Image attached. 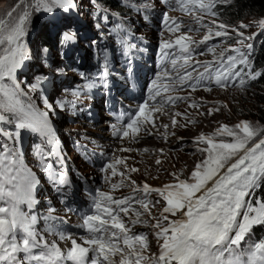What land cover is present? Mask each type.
Returning <instances> with one entry per match:
<instances>
[{
	"label": "snow or ice",
	"instance_id": "obj_1",
	"mask_svg": "<svg viewBox=\"0 0 264 264\" xmlns=\"http://www.w3.org/2000/svg\"><path fill=\"white\" fill-rule=\"evenodd\" d=\"M164 2L168 3V0ZM175 4L189 15L196 10L217 15L212 10L216 0H175ZM125 6L140 10L130 0ZM76 7L75 0H16L0 14V264H264V237L253 239L254 228L264 226V198L247 199L264 182V126L247 120L234 126L221 125L211 135L196 137L198 145H206L198 151L207 155L196 163L188 179L174 173L175 182L160 188L147 183L137 187L136 182L131 181V193L119 198L100 191L94 198L91 212L82 217L80 225L87 233L80 239L87 246L67 237L71 239L72 247L65 252L36 230L38 217L31 214V210L38 204L40 181L36 172L25 164L20 147L23 135L38 134L52 146L47 156L41 152L40 163L58 191L68 185L69 180L66 172L47 162L48 157L58 156L55 149L59 143L50 120V113L55 109L43 88L47 76L34 74L31 82L21 79L23 69L32 59L27 37L34 14H45L55 22L61 16L67 17ZM194 19L199 24L202 17L197 15ZM163 20L169 32L181 33L183 21L167 13ZM258 26L264 29V19ZM217 28L220 30L214 33L209 28L198 42L184 32L175 35L174 42L165 41L161 45L162 49L178 46L179 55L170 59L175 77L166 70L164 76L169 77L168 83L161 82L160 77L152 81L147 99L138 105L128 121L122 127L112 126L115 135L135 139L141 131H148L146 125L155 127L154 113L160 112L165 105L185 99L166 95L175 92L177 86L182 88L188 84L195 90L207 79L226 89L239 78L238 86L243 89L247 80L241 75L243 69L237 70L238 65L249 69L245 73L248 80L264 75L251 70V62L240 48L228 50L236 55L220 52L214 62L193 61L191 45L206 43L213 35H228L226 25L219 24ZM115 29L126 31L122 24H117ZM187 31L193 29L189 27ZM238 35L241 45H244V39H250L242 32ZM73 38L74 33L65 31L60 43L66 44ZM126 42V37L121 38L120 43ZM245 47L251 49L252 46ZM47 51V48L41 49V53ZM207 51L215 53L214 48ZM164 56L168 57L169 53L164 52ZM178 61L182 63L178 64ZM102 76H107V62ZM93 87V83L84 85L87 90ZM72 95L79 99L81 90L73 91ZM37 99L43 107L36 103ZM57 103L63 108L66 102ZM190 107L197 105L193 103ZM212 111L210 109L209 114ZM176 123L173 118L172 124ZM216 137H230L231 140H217ZM107 169H111L113 176L117 175L113 164H108ZM120 175L124 176V173ZM123 186V181L111 184L113 191ZM137 193L142 194L141 198H137ZM152 193L161 199L152 201L149 199ZM161 203L159 217H152V209ZM133 204H138L139 209L133 208ZM130 211L135 217H129L132 225L144 224L155 229L157 252H151L146 233H134L126 225L121 214L128 217ZM145 215L152 217L155 223L149 224L148 220L142 219ZM59 238L66 237L61 233Z\"/></svg>",
	"mask_w": 264,
	"mask_h": 264
},
{
	"label": "rangeland",
	"instance_id": "obj_2",
	"mask_svg": "<svg viewBox=\"0 0 264 264\" xmlns=\"http://www.w3.org/2000/svg\"><path fill=\"white\" fill-rule=\"evenodd\" d=\"M78 1V8H80V11L84 12L85 10H91L89 7L94 8L93 0H77ZM232 0H219L218 4L220 3H228ZM16 0H0V14L3 13V11H6L9 6L14 5ZM164 6L168 7V10L170 11V17H176L179 20L185 22L183 25H200L201 29L197 32L191 31L188 32L185 30L184 32L187 33L188 36L192 37L195 41H200L202 36L204 35V32L207 31L209 28L214 29L219 24H224L227 26L226 31L228 32V38H234L236 39L235 44H238V41L241 39V37L238 35V32H242L243 36L245 38H250L252 34L256 33V38L264 34V29H261L258 26V22L261 19H264V15L258 16V17H251V18H245L244 20L240 21L237 25L231 26L228 23H226V18L221 17L220 15L212 16L209 13L206 12H199L195 11L192 15H189L187 13H184L180 11L177 8V5L175 4V0H172L168 3H165ZM174 11V12H173ZM217 13V12H216ZM36 15L34 14L32 17V23H31V30L29 28V35L27 37L29 50L32 54V59L28 62L30 65L23 69V77L26 78V80L30 81L33 78L34 74H40L45 73V68L43 66L44 63V55L41 53L40 49V41L39 36L36 35V28L33 29L34 22L36 20ZM200 16L202 17L201 23H196L194 16ZM38 17V16H37ZM40 20H43L42 15L39 17ZM90 19L94 21V27L97 28L102 32V28H104V24L102 22V19L97 15L95 12L90 15ZM163 20V18H161ZM215 21V23H213ZM164 22V20H163ZM55 25L58 27L57 21L54 22ZM54 23H51L54 24ZM135 28H133L132 31H130V34L138 38V43H142L150 40L159 39V31L162 27L161 22H157L156 24L151 25L149 28L146 27L143 23L140 22V24L137 21H134ZM228 24V25H227ZM241 25H247V27H241ZM206 26V27H205ZM105 28H108L107 26ZM127 29V28H126ZM77 30L82 32V34H86L89 31L84 30L81 25L77 26ZM58 32H60V28L58 27ZM183 32V33H184ZM56 33V32H55ZM177 34H174V36ZM88 37H91L88 35ZM115 36H109L108 34H104V37L102 39V42H94V49H88L86 51L83 50V59L85 58L87 60V57L91 55L90 57H98L102 54H108V48H114L116 51H118L119 56L123 52L124 48L127 46L126 44H115L114 41ZM225 37V36H223ZM36 38V40H35ZM250 39H244V46L248 45L250 43ZM261 44L264 45V41L261 42ZM194 45V44H193ZM192 46V45H191ZM217 50H215V53L209 52L210 57L212 58V61H215L214 55L216 53L225 52V55L228 54L229 49L236 48L238 45L235 46H225L224 43H219L217 45ZM42 48L44 46L42 45ZM47 48V47H45ZM139 48V47H138ZM210 47L206 48L207 49ZM247 48V47H245ZM80 49V48H79ZM164 52H168L169 56L165 57ZM47 54L49 55V59L51 60L52 65H59L60 59L56 58L53 54L52 50L48 49ZM169 60L170 52L168 49H161L158 56ZM64 62L69 67L71 63V59L69 61V58H64ZM77 62V61H76ZM167 63V62H166ZM47 65V64H46ZM83 66V63H80L76 66L75 70H72L73 77L76 78L77 73L75 72L78 69L86 71L87 69L81 68ZM161 66H164L163 60H161ZM46 71L54 73V69L49 65L46 69ZM76 73V74H75ZM89 75L92 76L93 73L90 71ZM66 75H63V78H65ZM206 84V81H201L202 88L199 90H190V91H180V89L176 88V95L177 93H182L181 96L184 95V97L189 98L186 103V100L183 102H180V105L175 106L174 111L175 112H169V119L172 120L174 114L181 113V117L179 118V122L175 124L176 128H182L178 130L179 133H181V136H179V133L177 131L170 132L166 134V137L163 138H157V137H145L143 138V141L137 148L138 153H135L133 158H136V160H126L125 158L120 159V163L122 167H119L120 163H117L119 161L115 153L112 154L111 157H109L108 161L103 160V158H99L96 151L88 152V150L84 147L80 154L79 152L74 149L71 150L72 141L76 143L74 138L68 134L64 133L65 143L64 146H62V143H58L55 150L59 152V149L64 150L66 148L67 150V160L70 164V160L74 159L75 163L77 164L80 162V160L87 156V160L81 161V163L86 166V169L80 168L77 164V168L75 167V173H76V179H75V187L77 188L76 192H73L72 188H67L66 186L62 187L61 190H63L61 193L54 192L51 190V187L49 184H46L45 189L38 193L39 198L41 200V208L37 215H39L37 220L36 230L39 232V234H43L45 237L46 234L51 235L52 237L49 239V242H55L53 239V234L55 233V230H51L53 234L50 233V228L57 226L58 223L67 222L70 223L72 226V230H75L78 225L80 226V218L83 214H86L89 210L92 209V205L94 202V198L97 196V194L100 191L104 192H110L114 197L119 198L121 196H126L132 191L133 185H131V181H135V186L142 187L144 182H149L152 185H156L159 188L163 187L165 184L174 183V176L173 174H177L182 179H188L190 177V174L192 170L194 169L197 162L204 159L206 157V153H203L201 151H198V148H204L206 147L205 144H197L195 142V138L200 136L201 134L207 136L211 135L215 132L216 129H218L221 125H229L234 126L240 121H250L259 124L260 126H264V103L261 101L262 95H264V88L260 87H247V88H222V89H211L210 91L207 89H204ZM50 88H45V91H50ZM52 95L51 100H53L55 97H59L60 93L56 88L52 89ZM195 103L197 107H190L191 104ZM54 106V111L51 113V116H53L54 113L57 112V107ZM79 107V106H77ZM212 109V118L213 122L208 120L206 117L209 114V110ZM215 109H219L218 111H215ZM70 111L71 115L75 118L76 126H72L73 128H80L83 129V126L79 127L80 122H78L77 113L72 112L69 107L67 106V111ZM236 111L242 112L245 116H239L237 115ZM227 115V116H226ZM262 115V117H261ZM193 121V122H189ZM218 121V126H215L213 123ZM86 123V121H84ZM201 122L203 125V128L198 127L197 132H192V130L196 129L197 123ZM214 126V127H213ZM23 135V139H25ZM185 136V137H184ZM152 138L150 143L147 142ZM225 139V140H231L230 137H216L217 140L219 139ZM22 139V140H23ZM173 139V140H172ZM141 140V139H140ZM38 145H41L45 149V153H43L45 156H47L49 150L52 148L50 145H47L43 138L37 137V135H30L28 142H27V162L31 164L35 170L36 173L39 175L40 182H43V170L41 168V147ZM153 145V146H150ZM148 146V147H147ZM146 147V148H145ZM140 149V150H139ZM147 149V150H146ZM149 149V150H148ZM183 150L185 153H187L184 156L181 152ZM150 151V152H148ZM163 151L161 154L160 152ZM176 151V152H175ZM66 153V152H65ZM148 153V154H147ZM170 154V155H168ZM78 156V157H77ZM165 156V158H164ZM199 157V159H196V157ZM76 159V160H75ZM101 159V160H99ZM48 160L53 162L54 167L59 168L60 164H56L54 161V155L48 157ZM159 160L160 163L157 164L156 161ZM39 162V163H36ZM60 163L63 162L60 160ZM188 163V164H187ZM68 165V163H65ZM108 164H113L115 166L117 175L113 176L111 174V169H107ZM75 166V165H74ZM70 167H73L71 165ZM132 168L138 169V171H131ZM106 169V170H105ZM74 170V169H72ZM120 173H124V176H121ZM107 177V180L105 179ZM130 177V179H129ZM123 181L124 186L120 187L119 189L113 191L111 188L112 183H120ZM41 184H39L40 186ZM40 188V187H39ZM39 191V190H38ZM58 193V194H57ZM56 194L58 197H56ZM137 198H141L142 194L137 193ZM251 196L247 199L250 200ZM152 201L161 199L159 196H157L156 193H152L149 197ZM52 206H57L56 213L53 212L51 209ZM133 208L139 209L138 204H133ZM163 207V203L156 205L155 208L152 209V217H159L160 210ZM73 208V212H76L75 215L73 214H65L64 212L66 210H70ZM78 209V211H75ZM51 210V211H50ZM33 214V213H31ZM122 218L124 219L126 225L132 229V232L134 233H146L148 235V239L150 241V250L152 253H155L158 251V245L156 243V239L153 235L155 229H153L150 226H146L144 224H136L132 225L130 223L129 217L132 219H135L133 213L130 211L128 217H124L123 214H121ZM152 217H149L147 215L143 216L142 219L148 220L149 224L155 223V220L152 219ZM72 220V221H70ZM59 229H67L64 227V225H61ZM41 230V231H40ZM64 232H59V234ZM40 234V235H41ZM58 234V238H59ZM42 236V237H43ZM45 239H47L45 237ZM48 241V240H47ZM67 246V245H66Z\"/></svg>",
	"mask_w": 264,
	"mask_h": 264
},
{
	"label": "trees",
	"instance_id": "obj_3",
	"mask_svg": "<svg viewBox=\"0 0 264 264\" xmlns=\"http://www.w3.org/2000/svg\"><path fill=\"white\" fill-rule=\"evenodd\" d=\"M126 1L128 0H123L124 3H126ZM136 1L137 0H130V2H134V3H136ZM218 1L219 0H216L215 7L212 10L215 12L219 11L220 16L223 18H226L227 19L226 23H228L231 26L237 25L240 21L244 20L245 18L258 17L261 15H264V0H232L231 2L220 3V4H218ZM99 2L102 3L103 6L113 8L117 12H121V9L123 8V7H120L121 0H102V1L99 0ZM41 15H42L43 20L39 19ZM76 20H77L76 14L73 10L70 14L67 15V17L61 16L60 19L57 20V23H61L63 25V28L74 30L75 27L79 25L77 24ZM51 23H54V21H52L47 15L37 13L36 20L33 25V29L36 28V35L39 36L40 49H42V45L44 46V48L45 47L47 48L55 47L56 41L58 40L61 41L62 39L61 30L60 32H58L57 31L58 28L55 25V23L52 25ZM29 28L31 30V25L29 26ZM228 40L225 42L226 44L228 43L233 44L236 42V39L234 38H228ZM262 53H264V45L262 49L260 50V55L258 56L261 66L264 69V61L261 59ZM43 55L45 57L43 65L45 66L48 62L46 59V53H43ZM29 65L30 64L28 63V66ZM21 79L26 80V78L23 76L21 77ZM26 81L31 82V80L30 81L26 80ZM49 81L50 79L47 76L46 83H48ZM250 86L264 88V76L260 78L259 80L255 81V83L251 84ZM260 97H261L260 98L261 101L264 103V95ZM36 101L38 104L42 105L39 99H37ZM236 113L239 116H245L240 111H236ZM262 121L264 122L263 119ZM260 198H264V182H262L261 187H259L258 189L254 191L250 200L260 199ZM253 231H254L253 239L264 237V226H256Z\"/></svg>",
	"mask_w": 264,
	"mask_h": 264
},
{
	"label": "bare ground",
	"instance_id": "obj_4",
	"mask_svg": "<svg viewBox=\"0 0 264 264\" xmlns=\"http://www.w3.org/2000/svg\"><path fill=\"white\" fill-rule=\"evenodd\" d=\"M102 1V0H101ZM82 27V26H81ZM58 28V27H57ZM72 30V29H71ZM82 33V32H81ZM87 33V32H86ZM260 36H261V34H260ZM54 54V53H53ZM47 57H49V55H47ZM51 89V88H50ZM209 113V112H208ZM227 116V115H226ZM208 120H210V121H212L213 119L212 118H214L213 116H212V113L211 114H208L207 115V117H206ZM213 122V121H212ZM215 126H218V121H216V122H214L213 123ZM196 125V129L195 130H192V132H197L198 131V127L199 128H202V129H204L203 128V125L201 124V122H199V123H197V124H195ZM214 127V126H213ZM154 131H155V129H153ZM179 133V132H178ZM179 136H181V133H179ZM185 137V136H184ZM152 140V138H150L149 140H147V142L148 143H150V141ZM173 140V139H172ZM139 141H141V140H139ZM133 143V142H132ZM142 142H138V143H136V144H134L133 143V145H135V147H136V145H140ZM150 146H153V145H150ZM131 147V146H130ZM140 147V146H139ZM138 147V148H139ZM148 147V146H147ZM146 148V147H145ZM140 150V149H139ZM147 150V149H146ZM149 150V149H148ZM148 152H150V151H148ZM176 152V151H175ZM181 152L183 153V156H184V161H186L185 160V156H187L186 154L187 153H185L183 150H181ZM148 154V153H147ZM196 157V159H199V157H197V156H195ZM188 164V163H187ZM61 225H64V227L65 228H70L68 225H66V224H61ZM60 227H57V226H54V227H51L50 228V233L51 234H53L52 232H51V230H55V233L53 234L54 236H53V239H55L54 241L55 242H57V243H60V242H62V239H60V238H58V234H59V231L61 230V229H59ZM62 230H64V229H62ZM41 231V230H40ZM41 234V233H40ZM65 234V233H64ZM41 236H43V234H41ZM67 236L68 235H65V237H66V239H67ZM45 237L47 238V240H48V238L50 239L52 236L51 235H49V234H46L45 235Z\"/></svg>",
	"mask_w": 264,
	"mask_h": 264
},
{
	"label": "clouds",
	"instance_id": "obj_5",
	"mask_svg": "<svg viewBox=\"0 0 264 264\" xmlns=\"http://www.w3.org/2000/svg\"><path fill=\"white\" fill-rule=\"evenodd\" d=\"M262 60L264 61V58H262Z\"/></svg>",
	"mask_w": 264,
	"mask_h": 264
}]
</instances>
